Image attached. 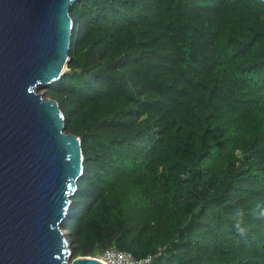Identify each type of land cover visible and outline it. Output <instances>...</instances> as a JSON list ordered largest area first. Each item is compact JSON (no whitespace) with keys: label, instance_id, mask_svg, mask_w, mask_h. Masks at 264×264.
Listing matches in <instances>:
<instances>
[{"label":"trees","instance_id":"1","mask_svg":"<svg viewBox=\"0 0 264 264\" xmlns=\"http://www.w3.org/2000/svg\"><path fill=\"white\" fill-rule=\"evenodd\" d=\"M43 92L81 139L72 259L264 264V0H77Z\"/></svg>","mask_w":264,"mask_h":264},{"label":"water","instance_id":"2","mask_svg":"<svg viewBox=\"0 0 264 264\" xmlns=\"http://www.w3.org/2000/svg\"><path fill=\"white\" fill-rule=\"evenodd\" d=\"M77 0H0V264H103L72 259L62 225L84 172L43 92L68 69Z\"/></svg>","mask_w":264,"mask_h":264},{"label":"built area","instance_id":"3","mask_svg":"<svg viewBox=\"0 0 264 264\" xmlns=\"http://www.w3.org/2000/svg\"><path fill=\"white\" fill-rule=\"evenodd\" d=\"M88 258H94L103 264H151L154 259L153 255L139 259L132 253L122 251L116 246L106 249L94 257Z\"/></svg>","mask_w":264,"mask_h":264},{"label":"rangeland","instance_id":"4","mask_svg":"<svg viewBox=\"0 0 264 264\" xmlns=\"http://www.w3.org/2000/svg\"><path fill=\"white\" fill-rule=\"evenodd\" d=\"M67 233V232H66Z\"/></svg>","mask_w":264,"mask_h":264}]
</instances>
